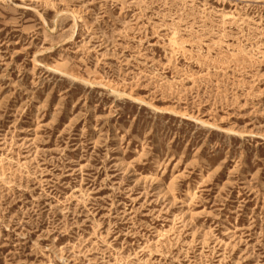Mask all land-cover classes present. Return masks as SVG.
Listing matches in <instances>:
<instances>
[{
    "label": "rangeland",
    "instance_id": "obj_1",
    "mask_svg": "<svg viewBox=\"0 0 264 264\" xmlns=\"http://www.w3.org/2000/svg\"><path fill=\"white\" fill-rule=\"evenodd\" d=\"M0 264H264V0H0Z\"/></svg>",
    "mask_w": 264,
    "mask_h": 264
},
{
    "label": "bare ground",
    "instance_id": "obj_2",
    "mask_svg": "<svg viewBox=\"0 0 264 264\" xmlns=\"http://www.w3.org/2000/svg\"><path fill=\"white\" fill-rule=\"evenodd\" d=\"M183 117V116H182Z\"/></svg>",
    "mask_w": 264,
    "mask_h": 264
}]
</instances>
